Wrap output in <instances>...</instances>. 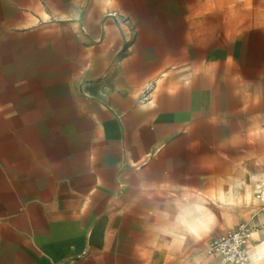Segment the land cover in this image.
Wrapping results in <instances>:
<instances>
[{"label": "crops", "instance_id": "obj_1", "mask_svg": "<svg viewBox=\"0 0 264 264\" xmlns=\"http://www.w3.org/2000/svg\"><path fill=\"white\" fill-rule=\"evenodd\" d=\"M215 10L0 0V264H160L201 142L264 127V10Z\"/></svg>", "mask_w": 264, "mask_h": 264}, {"label": "rangeland", "instance_id": "obj_2", "mask_svg": "<svg viewBox=\"0 0 264 264\" xmlns=\"http://www.w3.org/2000/svg\"><path fill=\"white\" fill-rule=\"evenodd\" d=\"M215 6L217 15L234 20L251 16L260 7L264 10V0H215ZM224 24L222 18L216 19L217 35L224 34ZM212 72L222 78V68ZM247 130L233 135L230 146L213 148V143L201 142V157H219L220 164L194 166L185 177L182 195L175 197L169 190L166 212L162 207L161 214L150 215L167 223L162 230L166 239L152 247L160 264H216L220 258L207 252L209 244L241 223L251 233L248 264H264V215L256 199L264 187V127L249 123Z\"/></svg>", "mask_w": 264, "mask_h": 264}, {"label": "built area", "instance_id": "obj_3", "mask_svg": "<svg viewBox=\"0 0 264 264\" xmlns=\"http://www.w3.org/2000/svg\"><path fill=\"white\" fill-rule=\"evenodd\" d=\"M256 199L264 215V187L258 189ZM250 236L248 225L241 223L236 230L229 231L218 240L211 242L207 252L219 256L222 264H248L251 261Z\"/></svg>", "mask_w": 264, "mask_h": 264}]
</instances>
